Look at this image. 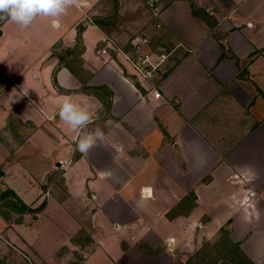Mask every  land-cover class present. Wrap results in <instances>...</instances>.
I'll use <instances>...</instances> for the list:
<instances>
[{
  "label": "crops",
  "instance_id": "0c3cea01",
  "mask_svg": "<svg viewBox=\"0 0 264 264\" xmlns=\"http://www.w3.org/2000/svg\"><path fill=\"white\" fill-rule=\"evenodd\" d=\"M70 1L78 11L70 18V27L63 31L52 27L57 32L50 38L26 27L24 32H11L13 22L0 20V28L4 27L0 32V134L16 141L12 138L18 133L29 131L30 137L24 139L34 148L46 147L47 141L50 150L75 156V163L64 173L66 192L74 198L66 207L79 208L78 200L82 207L96 210L93 227L96 223V228L108 229L112 242L102 241L97 264L112 259L108 248L117 238L111 236L114 228L108 223L112 220L103 207L116 198L127 206V217L135 215L138 223L146 218L158 230L153 237L145 232L143 244L174 238L171 249L185 241L194 251L190 231L204 227L202 235L197 233L206 241L221 237L219 242L237 248L244 259L264 264V0H120L119 13L140 10L143 17L126 18L136 27L125 46L116 44L118 51L106 46L116 39L109 37L112 28L101 29L93 22L102 19L100 12H88L105 0ZM142 36L153 48L177 49L153 84H133L125 75L130 72L123 59L132 51V41ZM110 54L115 61H107ZM154 86L161 93L159 99L154 97ZM95 87L102 89L99 95L88 89ZM65 97L91 113L86 129L72 131L59 118ZM102 121L105 140L90 154L76 151L79 135L101 129ZM21 138L17 148L24 142ZM4 143L0 140V180H18L21 186L7 185L0 195L13 191L31 209L17 192L35 190L22 176L24 170L5 162ZM55 153L62 157L58 150ZM157 192L170 193L161 198ZM183 192L197 197L190 226L181 220H159L158 209L180 201ZM0 218L7 223L5 216ZM19 226L23 235L32 236ZM221 228H226L222 229L225 236ZM6 237L0 232V262L9 255L5 263L10 264L14 254L7 251L11 243ZM18 240L29 255L17 252L32 263L37 258L33 246L25 236ZM169 250L161 254L173 264ZM19 262L24 264L22 259Z\"/></svg>",
  "mask_w": 264,
  "mask_h": 264
},
{
  "label": "rangeland",
  "instance_id": "374dc122",
  "mask_svg": "<svg viewBox=\"0 0 264 264\" xmlns=\"http://www.w3.org/2000/svg\"><path fill=\"white\" fill-rule=\"evenodd\" d=\"M101 5L100 8H95L93 6V9L91 8L88 12H95L98 10L102 19L108 17L114 18V23L111 26L113 34L110 32L109 37L111 38L113 36V38L116 39L112 38L114 42L109 40L110 43L108 41L109 44L106 46L110 50L118 51V46L116 47V44L125 46L126 42L132 35V29L136 27L129 21L126 22V18L130 20L134 17H143V14L139 10L138 14H128L126 13L127 11L122 14L121 11L119 14L115 15L114 3L112 0H105ZM76 12H78L76 7L72 4V1L68 0V6L64 13L55 18L38 16L33 23L26 28L27 30L29 29L28 31L31 33L38 31L40 34L49 35L48 38H50L57 32H53L52 30V20H58L60 22L58 29L61 28L63 31L66 27H70V18L73 17ZM85 22H87V20ZM125 26H127V28H125ZM79 27L82 28L81 25ZM79 27L77 28L78 33L80 32ZM3 28L4 27L0 28V32L4 30ZM9 28L11 32L16 30L21 32L24 27L13 22L9 24ZM127 29H129V31ZM106 33L108 34L107 31ZM120 34H122L121 38H119ZM78 35L81 37L82 33ZM105 58L110 62L111 60L115 61L116 57L114 54H110V57L107 56ZM123 61L129 70L128 72H130V74H128L126 69H123V66H121V68L126 71V77H128L133 84L140 80L143 81L141 77L139 79V76L137 75L138 73L132 68L128 55L125 56ZM101 91L100 88L99 92L101 93ZM106 118L103 120L105 121ZM105 126L106 125L103 122L101 126L103 132ZM27 134L30 137L31 133L29 131L25 135L20 133L17 134L19 136L21 135V140H24L18 148L16 141L19 139V136H15V139L14 137L12 138L16 141H10L11 138L6 137V134H0V140L3 143L5 142L1 148L4 150L5 162L8 165H16L21 171L24 170L21 172L22 176L24 175L27 177L29 184L35 190V192H17L18 194H21L20 196H25L23 201L31 207V211L19 213L12 209L6 210L5 207L0 204V209L2 210L0 214L7 219V223L0 221V232L6 233V239L11 243V246L8 245L9 249L7 251L10 250L17 258H14V255H12L10 264H18L20 259L24 261V264H27L25 258L20 254L24 253L25 255H29L28 249L27 251L24 250L25 248L22 249L18 240L19 238L22 239V236L27 238V242L33 246L37 255L36 259H31L32 263L30 264H97V257L101 254L99 249H101L102 241L105 243L112 242L109 238L110 236H108V229L105 230L100 227L96 228V223L93 227L92 218L96 215V210L94 212L89 205L87 207H82L78 200H75V202L79 205V208H77V206L76 208H74V206L73 208L70 207V209L69 207H66L74 198L69 199L71 193L66 192L67 184L64 179V173L69 166L71 167V165L75 163V156L64 155L60 149L54 148L53 150H50L51 147L48 145L47 141L46 147L42 148L39 145L38 149L37 147L34 148L31 143L25 141L24 138H27ZM56 150L61 153L62 157L55 153ZM90 152L91 150L88 154H90ZM48 153L51 156H47ZM55 162H58L60 165L58 167L55 166ZM47 168L48 172H46ZM1 173L2 171H0V174ZM21 174L15 176L17 178L19 176L20 178ZM17 184L18 180H16V182H13L12 180H0V190H3V188H6L5 190H7L8 187L15 189ZM24 185L27 186L28 184ZM20 186L18 185L17 188L20 189ZM157 193L163 198L164 196L169 195L170 192ZM30 194L31 198L29 199ZM182 194H185L184 197H181L180 201L174 200L171 207H168L170 205L167 204L165 208L163 207V210L159 211L160 209H158L160 216L162 215L161 217L158 216L159 220H181L185 225L190 226V222H192L190 216L194 212L192 209L196 206L195 201L197 197L194 192H183ZM252 195L254 194L252 193L251 196ZM86 197L91 201L95 200V197L92 194H88ZM76 199L78 198L76 197ZM19 205L20 204H18V206ZM103 208L106 215L112 220V222L108 223L111 228H114L111 231V236L117 239L115 240L116 244H112V248H108V253L111 252L109 254V256L112 257L111 261H108L107 263V260L104 259L105 261L101 260L99 261V264H171L170 257L168 256V259H166L164 258V255L161 254L168 249H170L169 253L175 258L173 264H253L249 259H244L243 255L237 248L235 250L234 247H229L225 241L224 243L219 242L221 237L217 241L216 239L206 241L205 237L199 236L197 232H200V235H202L201 232L205 230L204 227V229L197 227V234L194 230L190 231L191 242L195 241L196 244L194 251H190V242L185 245V241L181 243L180 247L178 246L176 249H171L169 244H176L174 238H165L166 240L163 239L159 244H156L153 241V238H150L148 241L151 243L152 240L154 243L148 245L143 244L146 235L153 237L156 235V232L158 233L156 227H152L146 222V218H142L144 223H138L136 221L137 219H135V215L132 214L127 217L125 211L127 206L124 205L122 207V204L117 201V198L112 201H106ZM149 222L152 224L153 219L151 218V221ZM118 223L121 224L117 226ZM19 225H23L25 229L29 230L32 236H27L26 234L23 235L22 231H18L23 228ZM222 229L224 230L226 228H221V232ZM221 232H219V234ZM223 232L221 233V236H225ZM195 234L197 237L194 236ZM117 240L119 241L118 243ZM186 240L189 241V238H186ZM14 248H17V250ZM103 250L107 255L108 253H106V249ZM116 251L118 253L117 256L114 254ZM177 253H179V257L177 256ZM3 254L4 256L7 255L5 252ZM239 254L241 256H239ZM9 257L10 256L7 255L4 258L6 260ZM5 260L1 261L3 264H8L7 261L5 263ZM2 262H0V264Z\"/></svg>",
  "mask_w": 264,
  "mask_h": 264
},
{
  "label": "clouds",
  "instance_id": "9594fccd",
  "mask_svg": "<svg viewBox=\"0 0 264 264\" xmlns=\"http://www.w3.org/2000/svg\"><path fill=\"white\" fill-rule=\"evenodd\" d=\"M67 6L68 0H0V20H10L22 27H28L38 16L58 17L65 12ZM52 27H59L56 19L52 20ZM58 116L72 131L86 129L92 118L89 110L74 103L71 97L63 99ZM104 140L105 133L96 128L79 135L75 150L87 154L97 143Z\"/></svg>",
  "mask_w": 264,
  "mask_h": 264
},
{
  "label": "built area",
  "instance_id": "2783aa9c",
  "mask_svg": "<svg viewBox=\"0 0 264 264\" xmlns=\"http://www.w3.org/2000/svg\"><path fill=\"white\" fill-rule=\"evenodd\" d=\"M157 28H161V24H158ZM176 50V48H153L148 38L144 36L137 37L132 41V51L128 55L129 62L132 68L138 73L139 79L141 77L143 80H140L141 82L153 84L157 78L163 76L165 66L173 59ZM154 97L157 99L161 97L160 91L155 86Z\"/></svg>",
  "mask_w": 264,
  "mask_h": 264
},
{
  "label": "trees",
  "instance_id": "16d2710c",
  "mask_svg": "<svg viewBox=\"0 0 264 264\" xmlns=\"http://www.w3.org/2000/svg\"><path fill=\"white\" fill-rule=\"evenodd\" d=\"M112 1L114 3L115 15L119 14L120 0H112ZM93 22L101 29L102 28L105 29L106 27L112 26V24L114 23V18L112 17L103 18V19L96 18L95 20H93ZM82 29L83 28H80L79 33H82ZM88 89L94 95H99L98 92L100 91V88H88ZM108 104H110V102H106V105ZM0 202H1V206H4L7 209H12L18 212L31 211V209L28 206H26L13 191H5L1 193ZM18 204L20 205L18 206ZM1 212L2 210L0 209V213Z\"/></svg>",
  "mask_w": 264,
  "mask_h": 264
}]
</instances>
